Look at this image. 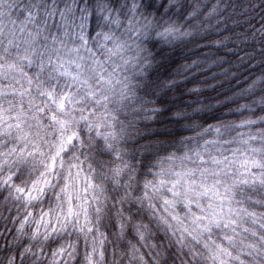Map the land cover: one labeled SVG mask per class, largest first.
I'll return each instance as SVG.
<instances>
[{
    "label": "snow or ice",
    "instance_id": "snow-or-ice-1",
    "mask_svg": "<svg viewBox=\"0 0 264 264\" xmlns=\"http://www.w3.org/2000/svg\"><path fill=\"white\" fill-rule=\"evenodd\" d=\"M227 9L0 0V264H264V46L233 59ZM155 38L195 58L160 80Z\"/></svg>",
    "mask_w": 264,
    "mask_h": 264
},
{
    "label": "trees",
    "instance_id": "trees-1",
    "mask_svg": "<svg viewBox=\"0 0 264 264\" xmlns=\"http://www.w3.org/2000/svg\"><path fill=\"white\" fill-rule=\"evenodd\" d=\"M188 2L195 3L196 0H188ZM225 3L228 5V9L224 11L223 15L226 17L223 21H218L219 24H223L228 27V29L233 33V40L235 41V44H229V48H234L233 52V59L236 57H243L244 53H250L255 48L256 51H259L260 46H264V41L261 40L262 34L260 32H255L256 39H250L245 40L244 36H252L253 32L260 27L261 24H264V0H224ZM200 4H207L211 6L212 4L217 3V0H199ZM203 11L207 12L208 9L205 8ZM12 15L15 18L17 15V10L13 9ZM232 21H235V23H232ZM186 26V25H185ZM221 35H225L224 33H221ZM210 39H215V36L211 37ZM157 47L155 51H160L161 48H163V55H158L157 59L162 60L160 63L159 68L156 70L154 75L158 76L160 80H164L165 77L168 79H171V74L177 70V67L180 65H183L185 63V60H188L191 62L192 59L195 58V55L193 54V48L191 44H186L184 41L180 39H175L171 41H167L163 38H155ZM203 43V42H202ZM248 45V46H246ZM206 50L201 48L200 52L203 54ZM243 64L242 67L245 69H248V64ZM253 70V69H248ZM195 71V70H194ZM218 69L212 68L211 72H204L200 76H196L195 79H206L210 77L213 73L217 72ZM245 75H247V71L245 72ZM220 78H218L219 80ZM208 83H213L210 79L208 80ZM236 82L233 81V84ZM243 86V85H242ZM188 87H192V84L189 83ZM228 85H225L224 88L227 89ZM223 89L217 87L215 91L206 90L201 92V96L203 97V103L205 105H216V100L214 97L217 96V94L221 93ZM162 99H165L166 97H161ZM222 98V97H221ZM182 99L184 101H192L198 99L194 96H183ZM225 111V109L220 108L218 112H215L213 114L219 115L220 112ZM170 113L169 112H163L159 117L156 118V122L154 124H149L148 128L145 129L143 124H141V132L144 131H155L157 133H160L161 135L168 134L169 131L172 130V125L168 122V117ZM203 117H197L193 116V120L195 122H199L200 119ZM121 119H123V116H121ZM227 119H237V117H227ZM211 123V121H209ZM257 127H260V125H257ZM198 131V129L196 130ZM185 136H192L193 133L191 132H183L181 133ZM209 137H205L207 139ZM155 139H164V136H153V137H145V140H155ZM138 143H144V141H138ZM139 156V154H137ZM104 159H108L107 157H104ZM85 168H87V165H85ZM151 179V177H149ZM81 181V188L83 187V181H84V175L82 174L80 177ZM3 197H0V200H2ZM45 207H47V202H45ZM37 210L39 209V205L36 206ZM4 214H7V210H4ZM12 214L15 215V208L12 209ZM110 230V229H109ZM3 245V240L0 239V246ZM110 247V246H109ZM0 261H2V253H0ZM77 264H79V261H77Z\"/></svg>",
    "mask_w": 264,
    "mask_h": 264
},
{
    "label": "clouds",
    "instance_id": "clouds-1",
    "mask_svg": "<svg viewBox=\"0 0 264 264\" xmlns=\"http://www.w3.org/2000/svg\"><path fill=\"white\" fill-rule=\"evenodd\" d=\"M158 55H163V48L160 49V51L157 52Z\"/></svg>",
    "mask_w": 264,
    "mask_h": 264
}]
</instances>
